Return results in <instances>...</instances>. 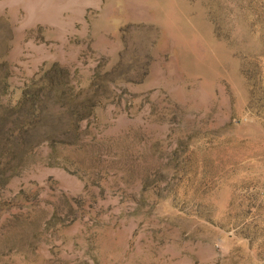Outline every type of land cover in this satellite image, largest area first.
Wrapping results in <instances>:
<instances>
[{
	"label": "rangeland",
	"instance_id": "obj_1",
	"mask_svg": "<svg viewBox=\"0 0 264 264\" xmlns=\"http://www.w3.org/2000/svg\"><path fill=\"white\" fill-rule=\"evenodd\" d=\"M0 264H264V0H0Z\"/></svg>",
	"mask_w": 264,
	"mask_h": 264
}]
</instances>
